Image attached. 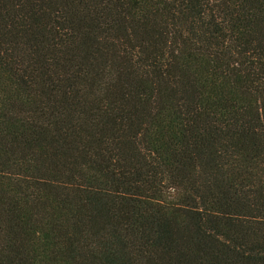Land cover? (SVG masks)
<instances>
[{"label": "trees", "instance_id": "16d2710c", "mask_svg": "<svg viewBox=\"0 0 264 264\" xmlns=\"http://www.w3.org/2000/svg\"><path fill=\"white\" fill-rule=\"evenodd\" d=\"M0 264H264V0H0Z\"/></svg>", "mask_w": 264, "mask_h": 264}]
</instances>
